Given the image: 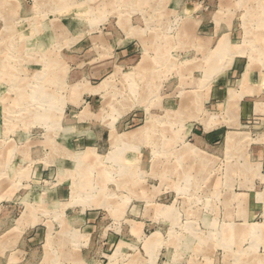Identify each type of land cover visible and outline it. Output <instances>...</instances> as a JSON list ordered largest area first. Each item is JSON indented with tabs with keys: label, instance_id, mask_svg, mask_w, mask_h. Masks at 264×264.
Returning <instances> with one entry per match:
<instances>
[{
	"label": "rangeland",
	"instance_id": "obj_1",
	"mask_svg": "<svg viewBox=\"0 0 264 264\" xmlns=\"http://www.w3.org/2000/svg\"><path fill=\"white\" fill-rule=\"evenodd\" d=\"M262 45L264 0H0V264H264V83L212 99Z\"/></svg>",
	"mask_w": 264,
	"mask_h": 264
},
{
	"label": "crops",
	"instance_id": "obj_2",
	"mask_svg": "<svg viewBox=\"0 0 264 264\" xmlns=\"http://www.w3.org/2000/svg\"><path fill=\"white\" fill-rule=\"evenodd\" d=\"M135 32H136V30H135ZM123 36H125V34H123ZM236 38H238V36H235V34L233 33L232 36L230 37V41L233 42L232 40H236ZM116 41H118V40H116ZM129 41L130 40H126L124 42L127 43ZM113 46H114V43H112V47ZM118 47L119 46L116 45V43H115L114 49L115 48L119 49ZM81 48H84L86 53L87 52L92 53V54H89L90 56H92V60H91L92 62H90V64H92V68H94L95 71H100V70H103V69L107 68L106 66H108L109 64H107V65L105 64L106 65L105 68H104V63L101 64L102 62H105L104 60H94V57L96 56V54L99 55V52L103 51V50H101L100 48L97 47V44H95V42H93V41L85 42V45L81 46ZM133 48H134V46L131 45L129 48H125V49H123L121 51H119V50L117 51L116 50L115 54H116V56L118 58L126 57L128 55V53L134 52ZM232 49H234V48H231V50ZM91 50H93V51H91ZM215 50L216 49L212 50L213 53H214ZM262 50L264 51V45H262ZM112 53H113V49H112ZM131 60L132 59L127 58V60H125V61L131 62ZM233 61L234 62H232V64L229 65V70H228V72L226 74V77H227L228 81H223V82L217 81L216 82L217 86L214 87L213 94H212V96H213L212 99L215 100V101H220V100L223 99V98H221V87H220V84H226V82L230 83L231 80H233L234 78L239 77V74L245 75L246 73H248V75L246 77V81L248 83L249 82L251 84L259 83L260 85H263V83H264V66L263 65L260 66L257 63H252V62L249 63V62H246V60L245 61L244 60H240L239 58H235V59H233ZM250 64H251V68L248 70V67H249ZM219 67H220V61L219 60L218 61H214L213 63H211L210 64V68H212L211 73L213 72L214 73L213 75H215V72L219 70ZM246 99H248V98H246ZM243 107H244L243 110H244L245 113L253 110V108H252L250 103H248V105L244 103ZM213 137L211 138V140H213ZM263 164H264V162H263ZM262 194L261 193L260 194L259 193L256 194V193H251V192H246V194H245V197H248V199H249V204H247V206L249 205L248 208H247V211H249V215H251V218H253L254 215L257 214V211H258V209L260 207V205L257 204V196L258 195H262ZM258 226L261 228L260 230L263 232V230H264V222L260 223ZM5 227L12 228V224H8V226L6 225ZM0 249H1V246H0Z\"/></svg>",
	"mask_w": 264,
	"mask_h": 264
},
{
	"label": "bare ground",
	"instance_id": "obj_3",
	"mask_svg": "<svg viewBox=\"0 0 264 264\" xmlns=\"http://www.w3.org/2000/svg\"><path fill=\"white\" fill-rule=\"evenodd\" d=\"M227 47V46H226ZM248 68H250V67H248ZM245 78H246V76H245ZM183 106V105H182ZM185 106V105H184ZM181 112V111H180ZM133 136V135H132ZM127 137V136H126ZM134 137V136H133ZM128 138V137H127ZM135 140V139H134ZM128 141V140H127ZM130 141V140H129Z\"/></svg>",
	"mask_w": 264,
	"mask_h": 264
}]
</instances>
